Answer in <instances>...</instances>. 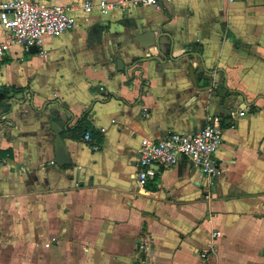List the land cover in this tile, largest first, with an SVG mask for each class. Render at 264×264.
Here are the masks:
<instances>
[{"label":"crops","instance_id":"0c3cea01","mask_svg":"<svg viewBox=\"0 0 264 264\" xmlns=\"http://www.w3.org/2000/svg\"><path fill=\"white\" fill-rule=\"evenodd\" d=\"M34 1L71 6L75 25L37 50L12 43L2 62L0 264H264V0L87 18L85 0ZM147 31L150 46L136 41ZM84 114L91 142L67 130ZM209 117L223 137L213 183L182 158L137 184L142 138Z\"/></svg>","mask_w":264,"mask_h":264},{"label":"built area","instance_id":"2783aa9c","mask_svg":"<svg viewBox=\"0 0 264 264\" xmlns=\"http://www.w3.org/2000/svg\"><path fill=\"white\" fill-rule=\"evenodd\" d=\"M164 1L169 0H85L81 9L87 18L94 10L106 15L123 6L159 7ZM71 9L69 5L42 4L34 0H0V25L3 29V37L0 38V74L4 56L12 43L26 48L32 45L41 48L46 36H56L71 30L75 25ZM83 139L92 141L88 132L83 135ZM222 140V126L216 118L210 117L196 131L172 132L158 140L142 138L137 160V184L144 187L149 178L156 176L160 170L175 165L182 158L213 183L220 172L214 155ZM92 148L96 150L99 147L93 144ZM210 195L208 193L207 197ZM218 234V231L212 232L213 236Z\"/></svg>","mask_w":264,"mask_h":264},{"label":"water","instance_id":"95a60500","mask_svg":"<svg viewBox=\"0 0 264 264\" xmlns=\"http://www.w3.org/2000/svg\"><path fill=\"white\" fill-rule=\"evenodd\" d=\"M136 41L144 46H150L152 44H154V42L156 41V39L154 38V33L152 31H147L141 35H139L136 38ZM31 48H33V50H37V47L35 45H32ZM22 93H18L16 94V96L11 100L15 101L16 98H20L22 97ZM51 130L54 133V152H55V159H54V163L57 164L58 166H63L69 163V158H68V153L66 151V148L64 146V143L62 141V138L60 136L61 133V128L60 126H58V124L56 122H52L51 124Z\"/></svg>","mask_w":264,"mask_h":264},{"label":"trees","instance_id":"16d2710c","mask_svg":"<svg viewBox=\"0 0 264 264\" xmlns=\"http://www.w3.org/2000/svg\"><path fill=\"white\" fill-rule=\"evenodd\" d=\"M67 130L70 132V135L73 138H79L87 132L89 133L91 139L96 138V135H97L95 129L92 128L85 121V114L83 115V117L79 120V122L75 126L69 127V128H67Z\"/></svg>","mask_w":264,"mask_h":264}]
</instances>
